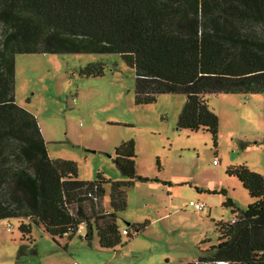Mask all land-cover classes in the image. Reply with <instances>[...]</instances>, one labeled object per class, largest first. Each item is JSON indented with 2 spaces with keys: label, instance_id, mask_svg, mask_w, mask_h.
Here are the masks:
<instances>
[{
  "label": "trees",
  "instance_id": "16d2710c",
  "mask_svg": "<svg viewBox=\"0 0 264 264\" xmlns=\"http://www.w3.org/2000/svg\"><path fill=\"white\" fill-rule=\"evenodd\" d=\"M74 52L119 54L134 70L137 104L184 93L176 128L205 130L216 146L218 118L204 96L264 97V0H0V220L19 219L29 241L32 224L53 241L70 240L82 226L86 244L95 232L100 248L114 249L122 244L117 212L126 190L149 180L136 174L134 140L112 157L125 179L81 180L74 161L48 156L36 117L14 101L16 54ZM103 66L90 63L78 74L102 76ZM226 174L252 201L239 209L227 198L232 219L215 222L217 243L188 264H264V176L245 164ZM146 225L127 223L124 235Z\"/></svg>",
  "mask_w": 264,
  "mask_h": 264
},
{
  "label": "rangeland",
  "instance_id": "374dc122",
  "mask_svg": "<svg viewBox=\"0 0 264 264\" xmlns=\"http://www.w3.org/2000/svg\"><path fill=\"white\" fill-rule=\"evenodd\" d=\"M96 62L104 65L102 76L78 74ZM204 98L218 118L216 146L205 130L176 128L184 93L137 104L134 70L117 53L16 54L14 101L36 117L51 159L74 161L81 180L98 173L123 180L112 157L116 146L133 139L136 174L149 180L126 190V207L117 212L122 244L116 248H100L95 232L86 244L85 229L57 243L33 224L29 241L18 230L19 219H1L0 264H188L208 256L217 243L215 222L233 217L226 199L239 209L252 201L226 168L245 164L264 176V97ZM195 203L206 209L196 211ZM143 222V231L124 235L127 223Z\"/></svg>",
  "mask_w": 264,
  "mask_h": 264
},
{
  "label": "built area",
  "instance_id": "2783aa9c",
  "mask_svg": "<svg viewBox=\"0 0 264 264\" xmlns=\"http://www.w3.org/2000/svg\"><path fill=\"white\" fill-rule=\"evenodd\" d=\"M194 209H195L196 211H203V210L206 209V205L203 204V203H195V204H194ZM81 228H82V226H81L80 229L77 231L78 233H80ZM123 233H125V231H123ZM219 263L227 264V263H225V262H219ZM219 263H218V264H219Z\"/></svg>",
  "mask_w": 264,
  "mask_h": 264
},
{
  "label": "water",
  "instance_id": "95a60500",
  "mask_svg": "<svg viewBox=\"0 0 264 264\" xmlns=\"http://www.w3.org/2000/svg\"><path fill=\"white\" fill-rule=\"evenodd\" d=\"M219 264H222V263H219Z\"/></svg>",
  "mask_w": 264,
  "mask_h": 264
},
{
  "label": "crops",
  "instance_id": "0c3cea01",
  "mask_svg": "<svg viewBox=\"0 0 264 264\" xmlns=\"http://www.w3.org/2000/svg\"><path fill=\"white\" fill-rule=\"evenodd\" d=\"M232 219V218H231ZM230 221V220H229Z\"/></svg>",
  "mask_w": 264,
  "mask_h": 264
}]
</instances>
